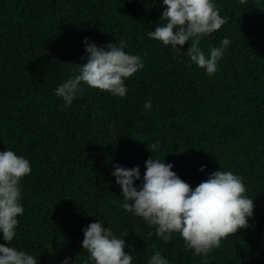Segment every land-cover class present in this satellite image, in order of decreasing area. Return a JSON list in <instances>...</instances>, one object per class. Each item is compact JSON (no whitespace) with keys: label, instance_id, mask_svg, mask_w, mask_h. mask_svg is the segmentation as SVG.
<instances>
[{"label":"trees","instance_id":"16d2710c","mask_svg":"<svg viewBox=\"0 0 264 264\" xmlns=\"http://www.w3.org/2000/svg\"><path fill=\"white\" fill-rule=\"evenodd\" d=\"M213 2L227 22L200 47L208 56L223 38L230 44L209 75L186 55L188 43L173 51L148 36L165 23L162 0H0V151L31 165L16 236L6 242L0 233V244L38 264H93L83 229L99 221L125 240L132 264L155 251L169 264H264V0ZM85 38L105 48L123 40L144 66L123 98L82 85L64 106L55 90L86 63ZM149 158L171 164L193 189L218 170L241 176L254 203L249 226L201 256L179 233L164 242L124 210L112 175L116 165L138 166L139 190Z\"/></svg>","mask_w":264,"mask_h":264},{"label":"clouds","instance_id":"9594fccd","mask_svg":"<svg viewBox=\"0 0 264 264\" xmlns=\"http://www.w3.org/2000/svg\"><path fill=\"white\" fill-rule=\"evenodd\" d=\"M162 3L165 9L160 19L165 23L156 26L148 36L164 46L170 45L173 51H180L177 46L188 43L186 55L190 61L205 69L207 74H214L230 40L223 38L219 46L210 48L208 56L200 44L202 37L218 31L227 22L217 5L213 0H162ZM84 44L86 63L76 65L75 74L56 88L55 95L62 99L64 106H70L77 95H83L82 85L113 96H126L125 81L143 68L141 58L126 53L127 45L123 40L119 44L109 43L106 48L89 43L87 38ZM144 107L150 109L151 101L147 100ZM158 145L156 141L150 148L155 151ZM114 167L112 175L121 188L124 210L143 218L164 242L171 239V234L179 233L186 249L196 256L209 254L220 247L223 239L249 226L253 199L245 195L242 177L231 171H215L193 189L172 171L171 164L149 158L145 161L143 183L137 190L133 185L140 179L139 167ZM203 170L202 166L200 171ZM30 173L28 159L13 150L0 151V233L6 242L16 236L17 217L24 213L20 203L21 180ZM148 235L151 237L153 233ZM82 248L93 264L133 262V256L124 251L125 240L99 221L83 229ZM0 264H38V260L25 251L0 244ZM63 264H69L67 258ZM147 264H169V261L160 251H155Z\"/></svg>","mask_w":264,"mask_h":264}]
</instances>
